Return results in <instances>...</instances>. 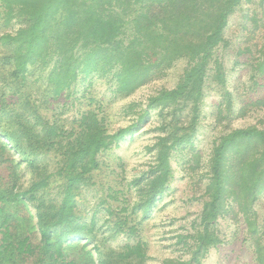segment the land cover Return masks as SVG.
<instances>
[{
	"label": "trees",
	"instance_id": "trees-1",
	"mask_svg": "<svg viewBox=\"0 0 264 264\" xmlns=\"http://www.w3.org/2000/svg\"><path fill=\"white\" fill-rule=\"evenodd\" d=\"M263 2L253 1L258 7ZM241 3L0 0V264L18 256L31 264H77L66 253L73 245L84 250L87 264H146L143 224L168 189L177 153L189 155L184 169L194 177L202 206L189 227L174 235L177 255L160 264H203L222 242L220 220L243 223L253 264H264V126L262 120L232 125L251 108L263 107L264 95L249 100L229 89L218 54L228 45V18ZM237 54H247V89L257 91L264 81V34ZM178 61L185 65L172 87L125 107L134 115L128 125L110 130L101 105L91 106L92 77L104 79L114 97L125 98L165 77ZM208 88L220 98L214 107L222 128L202 158L195 141ZM80 97L86 107L79 101L67 117ZM154 115L155 134L143 148L149 160L126 190L108 187L88 216L80 198L95 185L101 156ZM7 204H17L35 221L36 244L14 230Z\"/></svg>",
	"mask_w": 264,
	"mask_h": 264
},
{
	"label": "rangeland",
	"instance_id": "rangeland-1",
	"mask_svg": "<svg viewBox=\"0 0 264 264\" xmlns=\"http://www.w3.org/2000/svg\"><path fill=\"white\" fill-rule=\"evenodd\" d=\"M253 1L258 0H242L239 8L229 16L224 32L228 45L220 47L218 50V54L223 58L227 69L229 89L249 100L264 95V81H260V86L257 87L255 92L247 89L249 82L244 65L247 54H237L240 47L255 41L256 38L264 34V2L258 7ZM250 31L252 34H250ZM184 65V61L176 62L168 70L165 77L140 87L125 98L114 97L109 84L104 79L94 76L87 88V91L96 99L91 106L96 105V103L101 105L98 110H101V114L104 115L110 130L128 125L134 115L126 113L125 107L131 102L145 101L149 94L161 87H172ZM78 95L79 93L76 94V96ZM219 99L214 89L208 88L206 90L202 107V121L195 141L196 149L200 151L202 158H206L213 139L217 137L222 128L216 122L215 117L214 106ZM73 101H75V107L67 110L65 114L69 118L79 107V101L81 106L86 107L87 105L85 98L80 97L78 101ZM260 120H262L261 125L264 126V106L257 109L251 108L245 118L234 120L232 125L239 127L249 123L257 124ZM155 124L156 116L154 115L150 124H145L132 137L123 140L117 148L101 156L102 166L95 175V185L89 189H84L80 198V206L88 216L92 213L97 198L105 193L108 187L126 190V184L132 175L141 168V164L149 160V155L143 148L152 142L155 133L152 132L151 128ZM188 159L189 155L183 153H177L173 157V177L170 180L168 189L158 202L153 217L143 224L141 236L147 243L150 257L146 264H160L163 258L177 255L178 252L173 251L174 235L184 232V229L189 227L190 221L195 219L201 210L202 199L198 198L200 192L193 183L194 177L190 176L187 170L184 169V163ZM5 209L11 216L9 223L15 228L14 230L31 236V241L36 244L38 232L35 221L30 220L29 216H25L23 210L17 204H7ZM261 211L264 212V207L261 208ZM102 222L103 218L99 220L98 224ZM218 229L222 242L208 251L203 264H253L251 253L244 240L245 225L241 222L234 223L230 220H220ZM122 240L118 239L115 243L122 242ZM66 253L78 260L77 264H87L89 262L87 255H83L84 250L79 249L76 245L68 247ZM30 261L31 259L18 256L9 258L4 264H31Z\"/></svg>",
	"mask_w": 264,
	"mask_h": 264
}]
</instances>
